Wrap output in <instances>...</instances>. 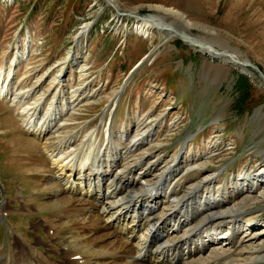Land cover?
I'll return each mask as SVG.
<instances>
[{"label": "rangeland", "instance_id": "1", "mask_svg": "<svg viewBox=\"0 0 264 264\" xmlns=\"http://www.w3.org/2000/svg\"><path fill=\"white\" fill-rule=\"evenodd\" d=\"M112 3L127 13L121 20ZM158 7L180 11L192 25ZM137 13L174 20L214 48L248 59L258 68L248 66L256 75L240 65L223 66L220 57L198 52L188 39L157 29L151 36L136 33L133 24L138 19L131 14ZM84 25L89 26L87 33H82ZM11 67L12 83H22L37 97L25 102L26 117L37 113L47 125L41 133L47 144L63 141V127L79 134L85 125L87 131L100 128L99 138L110 142L126 127L134 131L142 124L154 126L156 133L139 153L160 154L166 157L164 163L187 154L196 157L198 163L180 176L179 183L188 184L199 174H217L215 187L229 192L216 202L230 199L242 172L259 177L264 169V0H0L1 80ZM59 74L61 82L51 87V79ZM63 87L72 102L61 103L66 109L48 124L53 106L42 100L43 94L50 89V95H60ZM13 111L0 99V264H15L7 255H17L22 247L37 253V246L44 262L68 264L64 240L73 242L71 236L78 231L83 242L75 251L83 256L88 245L100 244L101 233L87 243L83 234L89 227L81 219L72 212L61 220L63 206L55 203L52 186L43 187L46 150L31 140ZM64 119L68 124H61ZM141 167L136 165L123 180L139 179ZM205 179L207 185L211 178ZM255 187L260 195L264 181L255 182ZM5 202L14 206L9 213L1 209ZM239 213L236 227L245 240L256 233L261 237L255 245L261 251L257 263L264 264V199ZM233 225L227 221L222 227L225 235L215 236L224 242ZM146 226L142 225L145 232ZM245 251L242 257L249 254Z\"/></svg>", "mask_w": 264, "mask_h": 264}, {"label": "bare ground", "instance_id": "2", "mask_svg": "<svg viewBox=\"0 0 264 264\" xmlns=\"http://www.w3.org/2000/svg\"><path fill=\"white\" fill-rule=\"evenodd\" d=\"M158 8L165 14L172 13L177 16L186 25H192L189 20L182 19L184 15L180 11ZM121 18L120 16L119 20ZM158 24L163 26V29ZM133 26L136 33L145 36H151L154 29L161 34L167 33L168 26L186 31V28L175 25L174 20L166 21L162 14L138 18ZM81 28L82 33H85L89 26L84 25ZM204 51L208 55L220 57L223 66L238 65L235 60L240 59L235 52L228 50H220L226 52L220 54H214L210 49ZM227 53L233 54L234 58ZM244 69L252 73L246 67ZM13 77L12 67L6 79L1 80L0 77V99L15 111L16 118L25 131L33 136L31 140H35V143L38 141L40 149L46 150L45 164L48 166V173L43 180V187L52 186V195L57 200L55 203L63 206L61 220L67 219L73 212L77 220L81 219L80 221L89 227L83 234V239L88 241L89 238L97 237L96 233H101V236H98L101 239L100 244L88 245L86 255L83 256L75 251L83 242L82 238L79 239L81 235L78 231L71 236L74 238L73 242L64 240L63 255L68 264H258L257 258L261 251L255 243L261 237L256 233L252 234L249 240H245L244 233L236 227V218L241 214L239 209L248 208L250 204L264 199V192L259 195L255 187V182L264 181V169L259 172V177L256 174L254 176L252 172H242L240 175L243 176L234 182L230 199L226 201L220 198L216 202L219 195L223 194L224 197V194L229 192L215 187L219 179L217 174H199L196 180L188 184L179 183L180 176L197 162L196 157L187 154L186 157L177 156L171 162L164 163L166 157L160 154L152 156L139 153L144 147L143 144H148L149 137L156 133L154 126L140 123L143 126L139 125L134 131L126 127L114 135L117 140L110 142L99 138L100 128L87 131L88 127L85 125L79 134L68 130L70 127H63V141L47 144L41 135L47 125H43L37 113L26 117L28 107L25 102L37 97L32 96V93L28 94V88L22 86V83H12ZM61 77L62 74L54 76L51 79V87L56 82H61ZM64 90L63 87V93L60 95H50V89L45 90L43 94L42 100H49L48 106H53L48 124L57 121L66 109L61 103L72 102V99L65 97ZM23 91L25 93L22 95ZM63 94V100L59 101V96ZM115 101L114 96L110 102ZM65 123V119L62 120L61 124ZM110 130L113 131L111 128ZM80 137L82 139L78 141L77 138ZM123 139V143H120ZM116 142L122 146L119 148ZM136 165H142V175L139 179L124 181L123 177L131 174ZM205 177L211 178L207 185L204 183ZM107 179L111 182L105 181ZM162 184L166 185V188L162 187ZM145 190L155 192L156 195L153 197L150 192L145 195ZM236 197L240 198L235 199ZM238 199L239 202L235 201ZM12 207L14 206H8L5 202L1 209L4 213H9ZM227 221L234 225L225 239V244V240L223 242L219 239L220 236H216L225 235L222 227ZM143 224L147 225V232L142 229ZM170 224L175 227L168 229ZM176 226L181 229L175 230ZM210 230L213 233L207 236ZM262 230L264 233V228ZM37 248L38 252L35 253L31 250L25 251L22 247L17 255L10 254L7 258L15 264H48L40 256L43 253L41 248ZM245 249L249 250V254L242 257L244 253L247 254ZM89 252L96 255L88 256ZM144 260L146 262L142 263Z\"/></svg>", "mask_w": 264, "mask_h": 264}, {"label": "water", "instance_id": "3", "mask_svg": "<svg viewBox=\"0 0 264 264\" xmlns=\"http://www.w3.org/2000/svg\"><path fill=\"white\" fill-rule=\"evenodd\" d=\"M105 1H107V0H105ZM108 1H110L111 2V0H108ZM112 5L114 6V8H115V10L117 11V14H118V16H124V15H126L127 13L126 12H121V11H119L118 10V6H117V4H115V3H112ZM132 16L131 17H133V18H135V19H138V18H144V16L145 15H141L140 13H137V14H131ZM156 24H157V22H156ZM159 25V24H158ZM159 27H161V29H163V26H161V25H159ZM168 31H167V34H168V36L169 37H171V35L172 36H178V37H180L182 40H185V41H187V39L188 40H190L191 41V45H193L194 47H196L197 49V51L199 52H202V53H205V51H204V49H210L214 54L215 53H226V52H223V51H220L219 49H216V48H214L212 45H210V44H207V43H205V42H198L200 39H197L196 37H194V36H192V35H190V34H188L186 31H183L182 29H180V28H175V27H169L168 26V29H167ZM167 39H169V38H167ZM229 56H231V57H233V54H231V53H227ZM210 56H212V55H210ZM147 57V56H146ZM146 57L145 58H143V59H141L140 61H139V64L137 65V66H134L132 69H131V71H130V74L128 75V77H127V79L126 80H130L132 77H133V75L136 73V70L139 68V66L145 61V59H146ZM214 59H215V57H218V56H212ZM234 58V57H233ZM235 62L238 64V65H240V66H242V68H245V67H248V66H250V67H252V68H254V69H258L255 65H253V63H251V62H249V61H243V60H240V59H236L235 60ZM249 68V67H248ZM250 69V68H249ZM251 71L250 72H252L254 75H256L255 73H254V71L252 70V69H250ZM263 77H264V75H263Z\"/></svg>", "mask_w": 264, "mask_h": 264}]
</instances>
